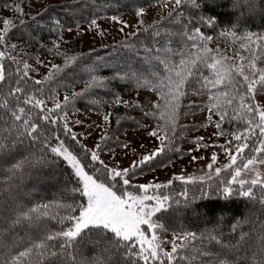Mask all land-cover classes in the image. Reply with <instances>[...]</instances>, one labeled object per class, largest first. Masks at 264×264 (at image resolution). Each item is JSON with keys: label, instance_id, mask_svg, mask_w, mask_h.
I'll return each mask as SVG.
<instances>
[{"label": "snow or ice", "instance_id": "snow-or-ice-1", "mask_svg": "<svg viewBox=\"0 0 264 264\" xmlns=\"http://www.w3.org/2000/svg\"><path fill=\"white\" fill-rule=\"evenodd\" d=\"M257 16L264 0H0V264H264ZM113 30L107 55L79 47Z\"/></svg>", "mask_w": 264, "mask_h": 264}, {"label": "rangeland", "instance_id": "rangeland-1", "mask_svg": "<svg viewBox=\"0 0 264 264\" xmlns=\"http://www.w3.org/2000/svg\"><path fill=\"white\" fill-rule=\"evenodd\" d=\"M62 1H65V0H46L47 3H51V4L62 2ZM112 37H114L115 39H113ZM112 37H109L108 39H105L104 41H100L99 38H97V40L94 42L86 37L83 44L79 45V47H82L84 51H88L91 48H98V47H101L102 44H109V43H112L114 41L121 39V34H117V32L115 30H113ZM92 119H96L95 114H93ZM188 120L201 123L203 120V116L199 112H197L195 117L190 116L188 118ZM209 132H211V128H209L207 131H205V130L195 131L191 134V136L204 135L207 137ZM186 147H187V145H186ZM221 159H223L222 156H221ZM186 161H187V157L185 158V162ZM179 167L180 166L178 165L177 168H175V169L158 171L154 175L157 176L159 178V180L163 181L167 178H170L173 171L179 172ZM199 167H201V164H191V165H187V170L189 173L196 172L197 174H199L198 173ZM152 176H153V174H149L146 178H141L139 182L143 183V182H145L146 179H152Z\"/></svg>", "mask_w": 264, "mask_h": 264}, {"label": "trees", "instance_id": "trees-1", "mask_svg": "<svg viewBox=\"0 0 264 264\" xmlns=\"http://www.w3.org/2000/svg\"><path fill=\"white\" fill-rule=\"evenodd\" d=\"M65 1H62V2H58V3H53V4H62L64 3ZM122 11H124L126 14H127V9H122ZM62 14V13H61ZM111 14V13H110ZM248 26L251 28V30L253 31H261V30H264V20H262L260 17H254V18H250L248 19ZM52 38L50 34L48 33H45L44 34V39L47 41L48 39ZM115 42V41H114ZM112 42V43H114ZM112 43H109V44H112ZM97 49L99 55L101 56H105L108 54V52L110 51V49H106L104 47H98V48H95ZM142 55V53H141ZM107 74V73H106ZM101 95H103V93L101 92ZM82 106V105H81ZM121 112H123V109L120 110ZM189 118V117H188ZM188 118L184 121L185 123H196V124H199L198 122H193V121H189ZM124 127L125 128H128L129 127V124L128 123H125L124 124ZM195 132V130H193L191 133H190V137H191V134ZM175 187H176V190L179 191L180 190V185H179V182H175ZM49 198H51V191L49 192ZM194 214L191 212V211H188L186 212V218L183 219V220H177L176 223H184L185 225L189 224L190 223V220L192 218Z\"/></svg>", "mask_w": 264, "mask_h": 264}]
</instances>
